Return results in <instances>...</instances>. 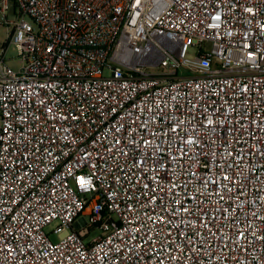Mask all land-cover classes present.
Returning <instances> with one entry per match:
<instances>
[{
  "label": "built area",
  "instance_id": "1",
  "mask_svg": "<svg viewBox=\"0 0 264 264\" xmlns=\"http://www.w3.org/2000/svg\"><path fill=\"white\" fill-rule=\"evenodd\" d=\"M0 27V264H264V0H0Z\"/></svg>",
  "mask_w": 264,
  "mask_h": 264
},
{
  "label": "rangeland",
  "instance_id": "2",
  "mask_svg": "<svg viewBox=\"0 0 264 264\" xmlns=\"http://www.w3.org/2000/svg\"><path fill=\"white\" fill-rule=\"evenodd\" d=\"M6 38H7L6 29L4 27H0V42L4 43L6 41ZM0 51H1V44H0ZM188 55H189L190 58H195L196 51L190 50ZM5 58H6V61H7L8 65H10L13 69L18 70L20 68V66H21V56H20V53H19V49L14 44H11L7 48L6 57ZM149 71H152V70L149 69ZM108 73L109 72L107 71V74ZM56 225H57V222H54L51 225H49L47 227L48 232H50ZM100 233H101V231L97 228V229H95V231H93L91 237H93L95 235H99ZM51 238L54 241L58 240V238H57V236L55 234H51Z\"/></svg>",
  "mask_w": 264,
  "mask_h": 264
}]
</instances>
